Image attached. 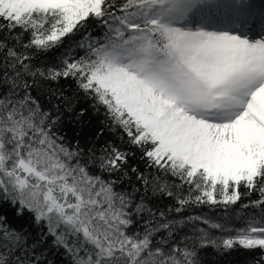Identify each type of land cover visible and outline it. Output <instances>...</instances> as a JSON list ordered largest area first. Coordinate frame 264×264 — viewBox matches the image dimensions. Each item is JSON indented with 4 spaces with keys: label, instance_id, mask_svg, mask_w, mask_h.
I'll return each instance as SVG.
<instances>
[{
    "label": "snow or ice",
    "instance_id": "obj_1",
    "mask_svg": "<svg viewBox=\"0 0 264 264\" xmlns=\"http://www.w3.org/2000/svg\"><path fill=\"white\" fill-rule=\"evenodd\" d=\"M222 8V26L210 27L209 13ZM254 8L0 0V264H52L49 238L72 264H203L209 248L264 264V7ZM72 41L83 56L34 68L36 54ZM61 79L75 81L127 147L106 143L97 156L68 142L64 116L79 122L84 110L63 92L49 89L48 109L33 95ZM137 152L149 171L130 165ZM121 177L134 178L129 191L117 190ZM148 193L174 206L153 210ZM200 207L223 216L190 214ZM25 220L39 226L36 239Z\"/></svg>",
    "mask_w": 264,
    "mask_h": 264
},
{
    "label": "trees",
    "instance_id": "obj_2",
    "mask_svg": "<svg viewBox=\"0 0 264 264\" xmlns=\"http://www.w3.org/2000/svg\"><path fill=\"white\" fill-rule=\"evenodd\" d=\"M90 32L93 36H98L99 38H102L103 36L102 30L98 26L92 27ZM24 42H27V38H24ZM17 47H19V45ZM68 52H71L72 56L75 58H79L84 55V50L78 48L76 42L72 41L64 44L58 49H53L50 52L36 54L33 60L34 68L47 69L58 65L60 58ZM49 89H52L55 92H63L66 96L70 97L77 110H84L85 112L84 117L79 122L73 121L70 116L65 114L62 128L69 143H75L76 140H80L81 147L93 149L97 156L101 154L106 143L116 142L121 147H127L126 143L119 139V135L116 132H109L106 130L104 112L102 110L96 111L94 109L91 98L86 97L78 90L75 81L64 79H61L59 82L44 81L42 82V86L39 90L34 89L33 95L40 99L42 105L46 109L51 108L53 104L56 103L55 96L50 93ZM95 128H104V135L98 138L92 137L90 133ZM85 136L87 137L86 139L84 138ZM130 165L136 166L145 172L149 171L145 168L144 161L140 159V154L138 152L135 157L130 159ZM92 170L96 174L104 176L106 179H116L115 176H110L107 173H101L97 167H92ZM132 183H135L134 178L130 183L127 177H121L117 184V190L129 191ZM254 198L255 197H252V199ZM147 202L153 210L164 211L173 207L175 203L173 200L167 197H162L158 193L156 195L148 193ZM249 211L251 210H243L244 213ZM189 212L194 215L205 214L216 219L223 216V211L221 209L209 210L207 207L190 209ZM9 215H11L10 212ZM171 215L175 216L176 214L173 212ZM22 223L28 227L29 232L31 233V239H36L39 226L30 225V222L27 220L22 221ZM239 223V219H233L230 221V226L235 227L238 226ZM15 226L19 227V224L17 223ZM45 247L48 249L47 260L51 261L52 264H72L71 257L66 254L63 249L57 250L51 246V238H49ZM201 255L203 264H253V254L243 250L218 254L216 251L209 248Z\"/></svg>",
    "mask_w": 264,
    "mask_h": 264
},
{
    "label": "bare ground",
    "instance_id": "obj_3",
    "mask_svg": "<svg viewBox=\"0 0 264 264\" xmlns=\"http://www.w3.org/2000/svg\"><path fill=\"white\" fill-rule=\"evenodd\" d=\"M251 0H248V2L250 3ZM232 2H236V0H232ZM211 12H213V15L215 16V18L209 17L211 23L209 24L210 27H217V26H222L223 21L225 19V17L227 16V12L226 10H224L223 8L220 10H212ZM259 32V28L256 27L252 30V32L249 33V35H255L256 33Z\"/></svg>",
    "mask_w": 264,
    "mask_h": 264
},
{
    "label": "rangeland",
    "instance_id": "obj_4",
    "mask_svg": "<svg viewBox=\"0 0 264 264\" xmlns=\"http://www.w3.org/2000/svg\"><path fill=\"white\" fill-rule=\"evenodd\" d=\"M209 17L215 18V16L213 15V12L209 13Z\"/></svg>",
    "mask_w": 264,
    "mask_h": 264
}]
</instances>
